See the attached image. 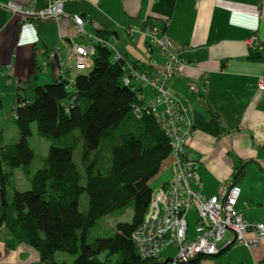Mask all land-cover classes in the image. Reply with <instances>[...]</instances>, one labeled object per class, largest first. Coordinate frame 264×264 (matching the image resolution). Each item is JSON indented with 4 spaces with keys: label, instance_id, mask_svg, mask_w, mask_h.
<instances>
[{
    "label": "crops",
    "instance_id": "1",
    "mask_svg": "<svg viewBox=\"0 0 264 264\" xmlns=\"http://www.w3.org/2000/svg\"><path fill=\"white\" fill-rule=\"evenodd\" d=\"M0 2L42 8L49 0ZM63 10L84 19L87 32L113 37L120 54L130 62L144 66L149 58L162 62L158 48L147 47L149 27L182 48L185 75L166 84L190 108L194 134L186 153L197 163L201 191L211 197L222 183L234 182L240 189L236 209L245 220L264 225V91L257 88V79L264 72V0H69ZM253 33L259 38L256 49L247 43ZM69 39L85 43L64 18L19 24L17 17L0 7V122L1 117L13 121L17 99L30 101L31 88L57 80L61 67L68 78L89 71L77 68L68 56L63 42ZM56 46H60L59 58L50 56ZM254 54L258 57L250 58ZM41 62H47L45 69ZM189 84L205 86V91L200 95L190 92ZM135 86L144 102L153 97L150 87L142 88L138 82ZM0 132L5 142L19 138L16 126L0 125ZM240 166L244 173L235 178ZM166 169L168 178L161 179L159 172L148 185L157 189L166 182L171 163L162 171ZM17 171L22 173L16 169L14 177ZM191 212L194 221L195 212ZM226 237L232 239L230 233ZM246 237L252 238L253 233ZM13 243L1 226L0 264H47L31 246L18 243L10 247ZM55 259L70 263L73 257L55 254ZM191 264H264V238L254 247L234 244Z\"/></svg>",
    "mask_w": 264,
    "mask_h": 264
},
{
    "label": "trees",
    "instance_id": "2",
    "mask_svg": "<svg viewBox=\"0 0 264 264\" xmlns=\"http://www.w3.org/2000/svg\"><path fill=\"white\" fill-rule=\"evenodd\" d=\"M127 61L96 46L89 71L78 74L71 88L57 79L33 86L30 101L15 102L19 138L5 142L0 132V227L15 243L10 247L25 243L47 264H107L112 256L114 264H160L141 259L130 237L151 199L148 181L171 163L172 153L153 114L134 115L144 100L139 89L122 81ZM131 63L145 71L143 63ZM32 123L50 144L43 166L33 173ZM16 169L29 181L28 190L15 188ZM243 173L240 166L234 177ZM129 208V222H116L111 235L88 240L104 216L118 218ZM102 252L104 260L98 257ZM58 253L72 256V262H58Z\"/></svg>",
    "mask_w": 264,
    "mask_h": 264
},
{
    "label": "built area",
    "instance_id": "3",
    "mask_svg": "<svg viewBox=\"0 0 264 264\" xmlns=\"http://www.w3.org/2000/svg\"><path fill=\"white\" fill-rule=\"evenodd\" d=\"M66 0H52L45 8L24 6L14 2L0 4L5 10L17 17L19 24L38 20L70 21L80 39L85 43H77L69 39L63 42L68 49V56L73 59L77 68L89 69L96 46L112 52L115 59L122 55L117 49V41L106 35L89 33L84 29L85 20L63 10ZM147 47L155 46L163 58L161 63L149 58L145 63L150 72L140 71L130 62L125 63L124 85L136 89L135 83L141 87H150L153 97L134 107V115L140 118L143 111L153 114L156 123L168 138L172 160L171 176L152 192L151 199L142 223L132 232L131 241L141 259L154 258L160 264H191L196 259L216 256L234 244L248 247L256 246L260 238H264V225L247 221L236 209L240 194L239 187L232 181L222 183L215 195L206 197L201 191V180L197 173V163L188 157L186 146L194 134V125L189 106L167 86L174 77L185 75L186 62L180 48L171 39L155 27H149ZM251 49L259 46V38L255 33L247 39ZM60 46H56L51 57H60ZM47 62H41L45 69ZM59 80L65 81L66 88H71L74 78L59 69ZM190 92L201 94L205 86L197 88L188 85ZM257 88L264 91V72L257 79ZM139 97L142 98L139 93ZM162 105L161 108H158ZM12 117H15L13 112ZM194 211V228L188 233L189 212ZM252 232L253 237L247 238ZM230 233L232 239L226 237ZM173 246L175 255L164 256V250Z\"/></svg>",
    "mask_w": 264,
    "mask_h": 264
},
{
    "label": "rangeland",
    "instance_id": "4",
    "mask_svg": "<svg viewBox=\"0 0 264 264\" xmlns=\"http://www.w3.org/2000/svg\"><path fill=\"white\" fill-rule=\"evenodd\" d=\"M66 1H69V0H66ZM49 2H50V0H49ZM49 2L45 7H47L49 5ZM7 3L8 2H5V3L0 2V4H7ZM50 3H53L52 0ZM0 7H1V5H0ZM45 7H42V8H45ZM1 8H3V7H1ZM38 21H41V20H38ZM146 33H148L147 29H146ZM178 48H180L181 53L183 54L182 48L181 47H178ZM2 113L3 112L0 110V114H2ZM0 125H7V127H9V128L10 127L13 128V126H15L13 121H11V120L6 121L3 117H1ZM32 129H33V133L28 138V144L35 153V158H34L32 164L30 166V170L33 173L34 171H36L37 169H39L43 166V161L48 154L50 144H49L48 140L37 135L36 126L34 123H32ZM10 141H13V140L12 139L10 140V138H9L8 142H10ZM159 175H160L161 179H166L169 177L170 173L166 169L164 171H160ZM13 181H14L15 188L19 191H26L30 188L29 181L26 179V177H24V175L22 173H19L18 171H17L16 176L14 177ZM150 187L154 191V189H155L154 186H150ZM192 213L193 212L190 213V219H189V225H188L189 226L188 233L190 235L192 234L193 228H194V221H193V216H192L193 214ZM131 216H132V209L131 208L127 209L126 212L118 218L111 217V216H104L102 218V220L96 225V227L91 230L89 237H88V240L92 241V240L96 239L97 237H106V236L111 235L110 234L111 233V229H110L111 226L115 227L116 222H129L131 220ZM176 252H177V249L175 247L169 246L164 251V254H166V256H172V255H175ZM58 254H61V253H58ZM62 254H64V253H62ZM105 256H106V253L102 252L98 257L101 260H104ZM113 258H115V256L110 257V259H109L110 261H108L107 264H114Z\"/></svg>",
    "mask_w": 264,
    "mask_h": 264
},
{
    "label": "bare ground",
    "instance_id": "5",
    "mask_svg": "<svg viewBox=\"0 0 264 264\" xmlns=\"http://www.w3.org/2000/svg\"><path fill=\"white\" fill-rule=\"evenodd\" d=\"M64 4V3H63Z\"/></svg>",
    "mask_w": 264,
    "mask_h": 264
}]
</instances>
